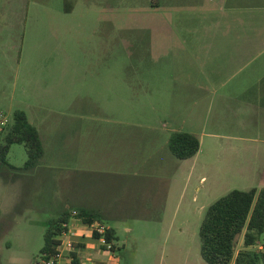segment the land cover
<instances>
[{"label":"rangeland","instance_id":"374dc122","mask_svg":"<svg viewBox=\"0 0 264 264\" xmlns=\"http://www.w3.org/2000/svg\"><path fill=\"white\" fill-rule=\"evenodd\" d=\"M263 24L264 0H0V111L10 125L17 111L28 113L51 172L19 183L0 171V264H34L49 222L61 217L57 204L71 207L76 120L129 122V142L159 143L169 163L183 161L167 136L203 134L189 180L182 166L158 174L156 152L127 177L130 194L111 223L117 250L107 253L117 251L122 264H206L199 229L208 207L233 190L264 187V94L256 86L264 55L236 72L216 54L224 48L202 43L232 37L237 25L257 26L261 37ZM133 125L144 128L137 134ZM51 135L61 139L48 142ZM10 159L24 166L26 148L15 145ZM67 239L77 253L79 243ZM87 243L97 244L91 235ZM243 248L240 236L236 255ZM249 250L264 255V233ZM93 252L106 253L100 244Z\"/></svg>","mask_w":264,"mask_h":264},{"label":"crops","instance_id":"0c3cea01","mask_svg":"<svg viewBox=\"0 0 264 264\" xmlns=\"http://www.w3.org/2000/svg\"><path fill=\"white\" fill-rule=\"evenodd\" d=\"M262 26L263 29L261 30L264 32V24ZM241 27L242 26L237 25V28L240 31H236L239 33L233 34L232 37H229L226 40L217 39L215 42H213V40L209 42L205 40L206 43H202V46L208 45L211 47L217 46L218 48H224L223 51L221 49L217 50L216 54L219 56L224 55L229 57V61L234 64L236 72H241L243 69H246L247 66L256 63L257 59L264 55V34L263 36L258 37V29L257 26L254 25H249L247 28ZM256 82V86L258 87L257 94H264V73H262L259 77L257 74ZM24 113L26 114L28 121L38 130L45 152L39 163L34 168L30 170H21L20 172H23V176H21L16 174L15 171H19L18 169L23 166H14L10 161V155L13 148L18 144L11 146L7 155L8 165L0 163V171L2 173L11 174L13 178L10 180H15L19 183H24L23 180H26V177L31 179L37 176L40 177L43 174H46V176L51 175L50 168L44 165L47 149L41 130L38 125L32 122L28 113ZM73 123L72 205L70 207V205L64 201L59 205L57 204V208L58 210L60 209V215L66 211L71 214V211L73 210L78 212L85 211L95 213L98 219L94 222L101 223L106 229L112 230L117 239V231L111 223L119 222L117 218L118 216H121V204L130 194V187L126 179L130 175L138 177L143 172L145 169L144 166H146L151 160L146 159V157H151L155 152L157 155H160L153 166V168L157 170L156 172H158V174L163 171L168 172L167 169L170 168L171 171L169 172L175 175L177 173V166H182V172L185 176L184 179L187 181L194 174V171L198 166L199 159L201 155H203L204 140L202 133H192L198 136L200 140V149L196 156L191 159L182 160L183 162L172 160L169 163L161 157V147L159 146V143L145 144L144 142H129V122L105 121L100 123L93 120H85L83 122L82 120H76ZM112 127L116 128L115 132H112L110 129ZM132 127L136 128L138 131L137 134H139L144 128L143 126L134 125ZM150 131L154 132V130ZM7 132L8 130L5 132V135ZM176 132L182 131L176 130L173 133ZM170 136H167L166 138L169 137L170 139ZM59 137L61 136L52 137L51 135L47 136V139H49L48 142L50 141L51 143H55L56 139H61ZM169 139H167L168 141L166 143L168 147ZM166 157H168L167 154ZM6 169L11 172H6ZM204 180V177L200 179L202 182ZM100 217L104 218L110 225H107L102 220L100 221ZM69 224L70 232L74 231L76 233V236L69 237L75 239L77 244L79 243L78 247L80 250L78 249V255L74 250L69 251L72 252V258L68 257L69 252L66 250L64 252V260L62 264H73L75 260L73 254L77 255L79 260L78 264H122V259L120 257L115 258L118 255L117 251L115 255L109 254L105 250L103 251L106 253L93 252V248L99 244V242L93 238L92 232L87 230L85 224L73 221L72 219ZM127 231L130 233L132 229H127ZM90 235L91 239L95 240L97 244L93 243L88 245L87 240ZM116 242L117 241H115L114 244H116ZM81 248L83 249L81 250ZM90 253H92L91 256H89ZM68 260L71 262H68Z\"/></svg>","mask_w":264,"mask_h":264},{"label":"trees","instance_id":"16d2710c","mask_svg":"<svg viewBox=\"0 0 264 264\" xmlns=\"http://www.w3.org/2000/svg\"><path fill=\"white\" fill-rule=\"evenodd\" d=\"M23 145L28 159L19 169L34 168L44 155V147L38 130L27 119L22 111L15 113L14 122L8 128L4 139L0 142V163L8 165L7 155L12 145ZM169 149L179 160L191 159L200 149L199 137L187 132H176L170 136ZM83 224H93L97 215L91 212H78ZM71 214L67 211L56 221H50L44 234V246L41 259H48L56 253L60 244L59 236L67 230ZM264 233V187L250 191L233 190L226 196L212 203L205 214L199 229L200 255L206 264H258L264 255L250 251L258 244ZM105 238L108 242L118 239L112 230H107ZM243 236V250L236 255L237 239ZM100 235L93 234L98 240ZM106 251V248H103ZM117 250L116 244L112 251ZM73 264H78L76 254Z\"/></svg>","mask_w":264,"mask_h":264},{"label":"built area","instance_id":"2783aa9c","mask_svg":"<svg viewBox=\"0 0 264 264\" xmlns=\"http://www.w3.org/2000/svg\"><path fill=\"white\" fill-rule=\"evenodd\" d=\"M9 127L10 122L6 118L5 114L3 112H0V142L4 139L5 132L8 130ZM71 219L73 221L82 222L81 218L79 217V213L76 210L71 211ZM85 225L87 230H90L92 234L98 233L100 235L98 242L101 247L106 248L107 252H114L112 251L114 248V242H108L104 236L106 231L108 230L105 228V226H103L101 223L96 222L90 225ZM64 226L67 228V230L59 236L60 244L56 249V253L48 259L39 258L35 261L34 264H62L64 260V252L66 250L71 249L73 246L71 240L67 238L68 236H76V233L74 231L70 232V224Z\"/></svg>","mask_w":264,"mask_h":264}]
</instances>
